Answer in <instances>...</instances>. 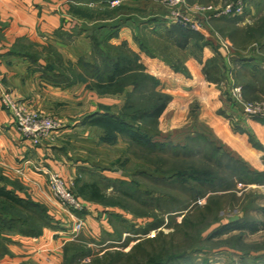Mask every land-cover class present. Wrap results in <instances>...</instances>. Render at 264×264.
Instances as JSON below:
<instances>
[{"label":"crops","instance_id":"0c3cea01","mask_svg":"<svg viewBox=\"0 0 264 264\" xmlns=\"http://www.w3.org/2000/svg\"><path fill=\"white\" fill-rule=\"evenodd\" d=\"M110 1L0 0V92H10L22 104L45 114H58L57 108H63L65 117L79 118L98 112L101 100L84 83L78 82L66 89L56 84L54 73L46 71L47 59L54 52L73 63L82 58L91 61V30L100 38L118 33L115 43L127 42L137 53L140 49L135 36L139 37V32L149 37V40L140 41L151 52L155 50L152 45L156 40L161 46H171L175 51H187L167 37L168 29L174 24H170L163 14L162 0H121L117 7H111ZM226 17L238 21L216 20L215 23H227L234 29H248L253 25L246 22L244 16ZM203 36L211 44L198 57L190 54L184 61L190 73L188 77L174 72L163 57L150 58L141 54L148 71L158 77L164 91L173 96L172 103L162 115L161 129L172 131L192 122L189 113L191 105L196 102L200 106L197 121L206 124L239 160L252 168L264 169V123L260 119L242 117L238 108L228 104L227 96H231L225 87L219 88L208 82L204 66L216 59L222 63L221 56L226 57V52L218 49L213 36ZM250 44L249 47L242 45L238 50L240 56L226 58L227 65L223 63V66L233 72L235 81L232 83L242 88L243 96L256 100L264 96V55L257 54L258 48ZM245 47L249 49H243ZM164 48L168 47L158 49ZM261 49L264 53V46ZM225 77L227 80V75ZM237 126L245 132H237L234 129ZM77 128L64 124L41 145L33 146L16 130L11 114L0 103V188L45 204L53 219V226L46 228L40 237L18 233L2 237L0 264H63L64 247L71 241L69 236L75 223L52 199L49 172L59 173L72 188L79 164L71 162L64 142L69 141V135H73ZM94 130L101 132L98 127ZM200 131L195 127L192 133ZM250 136L260 144L259 147L253 145ZM85 203L88 207L82 216L96 241L108 244L118 233L122 238L129 235L124 211ZM233 222L236 219L228 224ZM118 227L125 231L119 232ZM227 255L233 260L240 257V254Z\"/></svg>","mask_w":264,"mask_h":264},{"label":"rangeland","instance_id":"374dc122","mask_svg":"<svg viewBox=\"0 0 264 264\" xmlns=\"http://www.w3.org/2000/svg\"><path fill=\"white\" fill-rule=\"evenodd\" d=\"M164 1L166 2V0L161 1L163 14L167 17L166 20L173 24L170 19L172 11ZM240 1L244 6V11L240 16H244L245 19L247 17L246 22L253 24V32L248 33L247 29H234L227 23L216 24L213 21H209L205 26V32L208 36L210 33L212 34L216 45L222 44L221 42L223 41L228 43L231 52L240 50L242 45L249 47L251 42V44L256 46L255 48H258L256 53L264 55L263 50L259 47V42L257 43L254 40L261 39L264 36V0H185V4L180 7V10L189 17L199 18L202 16L201 13L196 12L197 7L207 8L212 6L216 9H221L228 4ZM160 13H162L161 8ZM142 25L145 26V23H142ZM261 25L262 29L260 30ZM89 33H92L91 36H93V30ZM139 33V37L135 36V41L140 49L138 53L150 57L141 50L140 43L137 41L141 39L149 40V37L144 32ZM200 34L203 35V33ZM118 37V33L110 36L105 35L101 38L98 37L100 42L98 44H95L93 40L91 61H93V58L99 61L102 60L103 57L98 55L99 47L102 49L100 51L111 53L113 57L118 56L121 52L125 54L126 52L131 53V51H134L127 42L116 44L115 41ZM90 39L92 41V38ZM151 40H156V38H151ZM153 43L152 46L155 49L153 53L161 58L163 57L171 69L174 64L180 65L182 68L185 67L187 73L190 74L184 65V61L189 58L192 53L191 50L175 51L171 46L163 45L168 48L159 51L163 46L158 44L157 40L153 41ZM110 47L112 50L109 49ZM248 47L243 49L247 50L249 49ZM259 48L261 49L260 51ZM53 62H60V65L66 67L64 73L69 77L73 75V69L78 73L83 71L81 68L70 65L72 61L64 60L63 58L60 61L53 60ZM146 71L159 81L154 90L170 97L168 108L173 101V96L164 91L165 89L158 77L151 74L148 69ZM226 73V69L223 72L221 70L219 74L221 82L217 85L208 82L219 88L225 87L230 93L233 88L232 81H235V75L232 71H228L226 80ZM185 76L188 77V75ZM89 79L87 82H79L84 83L86 88L94 92L98 100H101L97 107L98 112L106 110L114 114H121L126 103L132 102L128 99L129 90L124 89L123 92L121 91L122 93H109L105 90L100 92L94 87V80H91V77ZM73 85H59V87L66 89L73 87ZM139 97L134 95V103H141ZM244 99L249 102H261L264 101V96L256 100L246 99L245 97ZM39 113L54 119L60 125L58 130L67 123L70 126H78L75 133L69 135V139H65L69 141L64 142L66 143L65 149L70 154L71 162L79 164L77 176L73 181L72 188L70 187L77 197H79L77 194L78 188H83L86 182L97 181L99 183L102 182L105 186L108 185V182L104 180L105 178L112 183L117 180V186L120 187L119 181L121 180L128 181L127 185L133 186L134 198L118 192L116 187L108 188L106 195L109 197L107 200L111 204L109 202L91 201L85 197L82 200L79 197L83 202L86 201L90 205L95 204L104 208H115L124 211L128 218V225L125 226H128V230L131 232L127 237L123 235V238L119 239L118 236H115L117 240L114 239L108 244H103L96 241L91 231L87 229L88 226L83 216H80L84 225L75 239L74 228L76 225L74 224L72 233L69 236L71 239L69 243L75 242L79 244L80 241H83L88 244V248L93 250V257L86 259L84 264H90L94 258L101 259L110 254H113V264H133L130 253L141 241H143L145 246L139 255L152 260V263L157 262V260L159 262L164 261L170 256L175 259L178 258L176 264H264V169L253 168V170L263 174L262 179L261 177L247 176L234 172L235 166L229 167L225 163L227 159H222L224 162L221 160L222 156L227 158V156L225 157L226 151L230 150L225 146L221 138L215 136L218 141L217 145L224 146L223 151L225 153L220 150L215 153V157L211 160H207L205 157L207 151L205 143L202 144L201 151L195 150L190 156L184 154L183 150L173 148L171 143L166 145L165 150L152 153L131 143L123 136H119L113 143L103 141L101 138L103 131L100 128H98L101 130L99 134L97 130H94L95 127L82 125L84 119L95 113L79 118L65 117L63 108L59 110L57 108L56 110V113L62 116ZM198 115H200V106L194 102L189 113V121L191 120L192 122H188L182 128L164 132L161 129L163 125L161 116L157 123V129L153 130V133L159 134V136L163 135L162 138H159L162 141L164 138V141H168L167 137L169 136L172 137L174 143L185 144L187 143L186 137L190 135V132L191 137L193 136L192 131L195 127L202 130H204L203 127H207L206 124L197 121ZM87 128L92 129L89 130ZM192 145L193 143H190V147ZM231 152L236 157L233 150H230ZM192 174L197 178L210 179L213 182L203 183L201 182L202 180H190L189 175L191 176ZM40 204L49 213L48 207L45 204ZM63 214L67 216L65 212ZM234 219L240 225H253L257 229L256 232L229 230L218 235L217 232L222 229V226H226L228 222ZM154 226L160 227L149 231L145 235V232H148ZM117 230L119 232L125 231L122 227H118ZM13 234L14 232H8L5 233V236L9 237ZM103 237L106 238V236ZM148 240H155L156 242L151 244ZM117 252L122 254H117ZM227 254H240V257L237 260H233ZM116 255L121 256L118 259H114ZM159 258H162V260H159ZM63 264H67L64 261V257Z\"/></svg>","mask_w":264,"mask_h":264},{"label":"trees","instance_id":"16d2710c","mask_svg":"<svg viewBox=\"0 0 264 264\" xmlns=\"http://www.w3.org/2000/svg\"><path fill=\"white\" fill-rule=\"evenodd\" d=\"M216 20H229L227 23H234L238 21L237 18L231 19V17H222L220 19H212L210 21L215 22ZM261 29L262 25L260 26V30ZM253 30L254 29L252 27L247 29L248 33L253 32ZM167 34L169 40L174 41L179 48L187 51L191 50V54L196 57H198V55L206 46L211 44V42L207 41V39H205L202 34L178 25H172L168 29ZM210 35L212 37L211 33ZM91 38L92 41H95V44L100 43L97 36L93 35ZM254 40L257 43L259 42L260 47L264 46V36L261 39ZM137 41L140 43L141 50L143 52H145L150 57H156V55L148 50L143 43H141L139 40ZM109 49H111V47ZM218 49H223L221 44H218ZM100 50L102 49L99 47V51L97 50L98 55L99 57H103L100 61L96 60V58H93V61L91 62L86 58H82L76 64L70 62V65H73V67H78L83 70L81 73H78L73 69V75L71 77L64 73L66 67L60 65V62H53V60L60 61V59H62L57 53L54 52L47 59L48 67L46 71L51 74L54 73L53 77L56 81V84L68 86L79 81L87 82L90 80L89 77H91V80H94V87L100 92L105 90L109 93H122L124 89L129 90L128 99L132 102L126 103L121 114H114L110 111L103 110L84 119L82 125H90L92 127L100 128L103 131V136L101 138L105 142L113 143L119 136H123L131 143L147 149L152 153L165 150L166 145L171 143L173 148L176 150H183L182 152L184 154H188L190 156L195 150L201 151L202 144L205 143L207 150L205 157L207 160H211L213 157H215V153H218L220 150H224V146L217 145L218 141L216 137L207 127H203L204 130L200 129L201 131L194 133L192 137L190 132V135L186 137L187 143L185 144L174 143L172 137L169 136L167 137L168 141H164L165 138L163 141L160 140L159 138H162L163 135H160V137L159 134L153 133V130L157 129L158 120L166 110L170 101V97L154 90L159 84V81L147 73V67L143 64L141 55L139 53L131 51V53L126 52L124 54L121 52L118 56L113 57L111 53H106ZM225 52L226 51L224 50V53ZM219 55L221 56L220 53ZM234 56H240L238 50H233L229 59ZM221 58L222 63L216 59L212 62H208L204 66V73L207 77V80L216 85L221 82L219 79L221 70L223 72L226 69L228 73V66H223V63L224 65H227L226 57L224 56L223 58L221 56ZM172 69L177 73H182L189 76L185 67L182 68L180 65L177 66L174 64ZM134 95L140 96V104L134 103ZM227 102L230 107H233L232 99L229 98V96H227ZM128 118L133 120H129ZM260 121L264 123V119H260ZM234 129L237 132H245L243 128H239V126L235 127ZM251 142L255 147L260 146V144L256 143L252 137ZM190 143H193L191 147ZM226 156L227 158H223L222 156L221 160L227 159L225 162L227 163L226 165L229 167L235 166L233 169L234 172H239L247 176L261 177L262 179L263 174L258 173L257 171L253 170L252 167L233 156L232 152L230 153V150L228 152L226 151L225 157ZM222 162L224 161L222 160ZM189 177L190 180H202L201 182L203 183H211V181L213 182V180L210 179L207 180L204 178H197L193 174L191 176L189 175ZM104 180L108 182V185L105 186L102 184V182L99 183L97 181L86 182V185L83 188H78V196L81 198L85 197L95 202H109L107 200L109 197L106 195V192L108 188L116 187L118 188V192H122V194L125 196L134 198L135 193L133 186L127 185L128 181H119L121 185L120 187L117 186V180L115 183H112L107 178ZM145 193L147 194V192ZM109 203L111 204V202ZM121 219L122 218L119 217V220ZM52 226L53 219L51 215L40 203L35 202L30 197L21 198L15 192L5 191L0 188V251L2 250L1 239L5 236V233L14 232L37 238L43 234L46 228H51ZM159 227L160 226H154L153 228H150L148 232H145V235H147L149 231L156 230ZM126 228L127 233L131 234V232L128 230L129 227L126 226ZM229 230H247L251 231L252 233L256 232V228H254L253 225H240L237 222H233L227 224L226 226H222V229L217 233L220 235L223 234L224 231ZM118 237L119 239L122 238L120 233H118ZM148 241L151 244L156 242L155 240ZM144 246L145 245L143 244V241H141L133 248L132 252L130 253L133 259V264H176V260L178 258L175 259L174 257L170 256L164 261L159 262L157 260V262L152 263V260H148L146 257L139 255L144 250ZM117 254L122 253L117 252ZM112 255L113 254L106 255L101 259L94 258L90 264H113L114 260ZM120 256L121 255H116V258L114 259H118ZM91 257H93V250L88 248V244L86 242L80 241L79 244L71 242L64 247V261L65 263L67 262V264H84L85 260ZM159 260H162V258H159Z\"/></svg>","mask_w":264,"mask_h":264},{"label":"built area","instance_id":"2783aa9c","mask_svg":"<svg viewBox=\"0 0 264 264\" xmlns=\"http://www.w3.org/2000/svg\"><path fill=\"white\" fill-rule=\"evenodd\" d=\"M165 3L172 11L170 19L174 25L203 34H206L204 28L210 20L241 15L244 11L241 1L228 4L221 9L212 6L207 8L197 7L196 12L201 13L202 17L194 18L181 12L180 7L185 4V0H166ZM109 4L111 7H117L121 5V0H111ZM221 43L222 48L226 51V58L230 60V46L224 41ZM233 83L230 92L233 108H238L242 117L247 119H264V101H246L242 94V88L235 86ZM0 103L11 114L16 130L29 140L33 146L41 145L44 140L50 138L60 128V125L54 119L22 104L10 92H0ZM49 187L52 199L70 215L76 224L74 228L76 239L84 225L80 216L87 211L88 205L73 193L65 179L57 172H49Z\"/></svg>","mask_w":264,"mask_h":264}]
</instances>
